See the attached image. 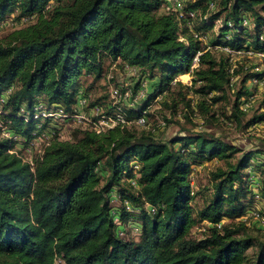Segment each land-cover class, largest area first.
Wrapping results in <instances>:
<instances>
[{
    "label": "trees",
    "instance_id": "trees-1",
    "mask_svg": "<svg viewBox=\"0 0 264 264\" xmlns=\"http://www.w3.org/2000/svg\"><path fill=\"white\" fill-rule=\"evenodd\" d=\"M163 3L0 0V24L13 13L17 24L26 19L0 38V120L17 140L50 139L31 170L23 147L9 154L0 133V264H264V242L240 219L264 202V162H252L264 150H241L204 126L230 105L229 121L244 118L246 129L264 123V83L260 108L249 116L252 102L244 109L247 82L262 81L264 71L249 65L253 56L216 48L264 53V0H188L183 13L195 11L192 20ZM192 31L210 39L202 43ZM117 60L149 81L133 108L107 94L92 102V85H83L88 76L101 80ZM185 73L190 83L171 84ZM156 96L161 110L185 111L186 121L201 120L200 129L160 140L153 135L159 123L147 114L146 125L157 127L148 132L132 125L98 135L78 127L63 141L58 123L34 118L58 108L70 115L83 97L86 110L135 119ZM213 161L206 186L194 189L193 168Z\"/></svg>",
    "mask_w": 264,
    "mask_h": 264
},
{
    "label": "rangeland",
    "instance_id": "rangeland-1",
    "mask_svg": "<svg viewBox=\"0 0 264 264\" xmlns=\"http://www.w3.org/2000/svg\"><path fill=\"white\" fill-rule=\"evenodd\" d=\"M12 16L15 17V13L10 14L6 17V21L10 20ZM14 19V18H13ZM5 21V22H6ZM14 21V20H13ZM24 26V24H17L14 27H5L3 30L0 31V38L5 36L8 32H10L12 29H17ZM218 25L214 28V31H216ZM210 39V36L207 35V42ZM236 59V58H235ZM234 59V60H235ZM251 66H255L256 72H261L264 71V59L263 58H253L251 59V62L249 63ZM108 63L106 64V68L104 70L105 75L103 78L97 82H93L92 77L88 76L86 78H83L82 82L84 86L92 85V97L91 100L92 102L98 98H101L104 95H109V86H118L121 83H127L130 84V78L128 77H122V75L119 76L120 74V68H112V65H109ZM188 76V75H187ZM189 79L187 81H184V83H190V75L188 76ZM264 80V79H263ZM261 82V81H259ZM152 83V82H151ZM246 87L249 88L251 91V97L247 100L248 103L252 102V110L248 113V116L254 111L260 108V103L262 100V92H263V87H260L258 83H253V82H247ZM150 90V88H149ZM245 104H247L245 102ZM264 110V108H263ZM185 112V111H184ZM184 112L180 115H171L170 118H168V112H164L163 110L159 111L158 115L162 116L163 119L165 120L164 116L167 117L168 121H164L163 123L159 124L158 128L156 127L155 123L150 120V124L148 123L145 127L138 126L136 127V130L142 131H149L151 130L152 126H155L157 129L153 132V135L156 136V138L160 140H168L174 135H177L182 128H186L189 130H199L200 125H201V120L200 119H195L191 118L188 121H186V118L184 116ZM225 113H222L220 110H217V115H218V121L211 120L206 122V125L208 126V132L213 133L215 136L223 138L226 142L236 146L237 148L241 150H264V123H260L256 125L253 128H244V118H239L238 120L241 122L239 125V121L237 122L234 119H231L229 121L228 116L231 115L232 112V105L227 106ZM172 114V113H171ZM153 119V117H152ZM49 127V126H48ZM78 128L75 124H72L71 122L66 123L64 126H62L58 131L57 138L58 140H69L67 137V134L71 133L74 131V129ZM46 131L43 133L45 134ZM38 136L35 135L34 138H32L29 141H24L23 139L17 140L16 142V148L20 149L23 147V150H21V155L23 158H32L36 154H41L47 144L50 142L49 137L47 136H41L40 140L36 145L33 147L32 151H25L24 148L31 144V142L36 139ZM41 152V153H40ZM263 156V155H261ZM264 157V156H263ZM255 166L259 165L260 167L263 166L264 158H259L258 161H252ZM214 163L213 162H206V165L201 168L200 166L197 168L196 166L193 168V172L191 174V185L194 189L202 188L206 186L207 182V175H208V170L210 169V164ZM201 168V169H200ZM253 176H256L253 173ZM196 186V187H195ZM252 194L254 192L253 189H251ZM256 194H257V189H256ZM255 197V196H253ZM258 203L254 204V209L258 210H264V202L257 201ZM196 207H201L202 206V200L200 197H197L196 200L194 201ZM118 205V204H116ZM248 226V225H247ZM251 235L257 240L264 242V227L258 226V225H249ZM252 227V228H251ZM257 229V230H256ZM125 230H129L127 232V237L132 236L133 233L128 226L125 227ZM197 229H193L191 232V235L193 238L199 237V233ZM134 236V235H133Z\"/></svg>",
    "mask_w": 264,
    "mask_h": 264
},
{
    "label": "built area",
    "instance_id": "built-area-1",
    "mask_svg": "<svg viewBox=\"0 0 264 264\" xmlns=\"http://www.w3.org/2000/svg\"><path fill=\"white\" fill-rule=\"evenodd\" d=\"M188 0H164L163 3V9L167 12H174L177 13L179 16L181 15L184 18H188L189 20H192L194 18L196 12L193 10H190L187 13H183L184 5ZM209 9L213 10L214 7L212 4L209 5ZM26 19H22L19 24H22L25 22ZM218 24V23H217ZM216 24V25H217ZM17 23L13 21L11 18L8 21H4L0 24V31L3 30L5 27H14ZM243 26H247V20L244 19L242 22ZM189 26L192 27L193 23H189ZM228 26L230 24L228 23ZM193 32V31H192ZM193 37L197 39L198 41L202 43L207 42V36L200 35L196 33H192ZM228 37H226L227 39ZM218 50L224 52L227 55H233V56H241L243 54H247L249 56L257 57V58H263L264 59V53H252V52H243V51H234L227 47H216ZM200 53L196 54L193 57L192 64L190 67V71L197 67L198 65V57ZM119 63V60L112 62V68H116L117 64ZM189 71V72H190ZM122 75V77H128L130 78V84L127 83H121L118 86H109V99L112 104L116 103H123L128 108H133L136 106L138 102L143 100L146 96L149 81L145 76H142L137 68L130 67L126 64H122L120 69L119 76ZM185 75H190V73H185ZM190 81V80H189ZM181 82L184 83V81L181 79V75L175 77L171 84ZM253 83H258L260 87H262L264 80L261 82L259 81H252ZM187 84V83H186ZM135 85H138V88L135 89ZM161 96H156L154 100L147 106V108L143 111V114L135 119H127L122 113H115L113 115H107L103 114V111L100 107H93L89 110H86V104L87 100L83 97H79L76 100L75 106H74V112L70 115L66 114L62 108H58L54 112H46L41 111V113L36 114L34 116L35 119L40 118L41 121L44 120V118H50L53 123H58L59 130L62 126H64L66 123L71 122L72 124H75L78 127L86 128L91 131H93L95 134H102L108 129L114 128V127H120V128H126L130 127L132 125L135 126H146L147 122V114L151 115L154 120H156L159 124L163 123V117L159 116L158 113L161 111ZM249 107V103L244 105V109ZM41 108V107H40ZM38 108V109H40ZM1 112V108H0ZM171 116V113H168V117ZM0 133L3 138H6L10 141L9 144V150L8 153L11 155H16L17 151L20 149L16 148L15 144L12 145L11 141L17 140L16 137L12 135V133L8 130L7 125H5L0 120ZM40 138L34 139L31 144L27 145L24 150L25 151H32L33 147L38 143ZM49 144V143H48ZM47 144V145H48ZM41 153V152H40ZM17 156V155H16ZM22 161L26 164H28L33 170V162L32 158H23ZM254 192L256 193V189H254ZM257 197V196H256ZM241 221L246 224L247 227H250L249 225H258L261 227H264V212H261L258 209H252L247 211L241 218ZM252 228V227H251Z\"/></svg>",
    "mask_w": 264,
    "mask_h": 264
},
{
    "label": "bare ground",
    "instance_id": "bare-ground-1",
    "mask_svg": "<svg viewBox=\"0 0 264 264\" xmlns=\"http://www.w3.org/2000/svg\"><path fill=\"white\" fill-rule=\"evenodd\" d=\"M183 76H184V79H183ZM183 76L181 77L183 80H188V77L186 75H183Z\"/></svg>",
    "mask_w": 264,
    "mask_h": 264
},
{
    "label": "crops",
    "instance_id": "crops-1",
    "mask_svg": "<svg viewBox=\"0 0 264 264\" xmlns=\"http://www.w3.org/2000/svg\"><path fill=\"white\" fill-rule=\"evenodd\" d=\"M150 91V90H149Z\"/></svg>",
    "mask_w": 264,
    "mask_h": 264
}]
</instances>
